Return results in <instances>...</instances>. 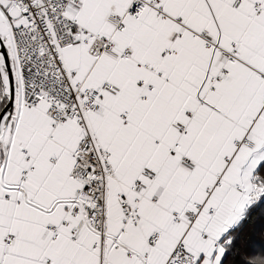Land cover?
<instances>
[{"label": "snow or ice", "instance_id": "obj_1", "mask_svg": "<svg viewBox=\"0 0 264 264\" xmlns=\"http://www.w3.org/2000/svg\"><path fill=\"white\" fill-rule=\"evenodd\" d=\"M0 264H264V0H0Z\"/></svg>", "mask_w": 264, "mask_h": 264}]
</instances>
